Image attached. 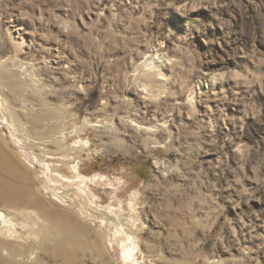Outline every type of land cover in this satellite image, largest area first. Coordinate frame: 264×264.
I'll return each instance as SVG.
<instances>
[{"label":"rangeland","instance_id":"obj_1","mask_svg":"<svg viewBox=\"0 0 264 264\" xmlns=\"http://www.w3.org/2000/svg\"><path fill=\"white\" fill-rule=\"evenodd\" d=\"M0 159L79 264H264V0H0Z\"/></svg>","mask_w":264,"mask_h":264},{"label":"bare ground","instance_id":"obj_2","mask_svg":"<svg viewBox=\"0 0 264 264\" xmlns=\"http://www.w3.org/2000/svg\"><path fill=\"white\" fill-rule=\"evenodd\" d=\"M6 164V173L16 176V167L10 162ZM29 188L6 184L0 190V264H47L38 258L39 246L46 250L50 259L59 264H79V252H90L98 258L108 257L97 241L89 238L83 242L74 217L58 218L52 215L44 209V199ZM58 194L71 196L65 191H59ZM85 197L82 195V198ZM100 211L104 216L102 223L107 228L115 227L116 236H127L122 247L129 253L126 242L131 241V236L127 232L126 220L114 212ZM46 219L47 223L44 222Z\"/></svg>","mask_w":264,"mask_h":264}]
</instances>
